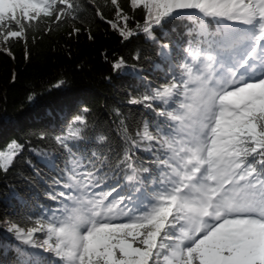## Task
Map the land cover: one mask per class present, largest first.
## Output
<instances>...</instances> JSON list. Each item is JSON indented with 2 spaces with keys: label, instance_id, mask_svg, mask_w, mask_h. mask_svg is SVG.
<instances>
[{
  "label": "snow or ice",
  "instance_id": "snow-or-ice-1",
  "mask_svg": "<svg viewBox=\"0 0 264 264\" xmlns=\"http://www.w3.org/2000/svg\"><path fill=\"white\" fill-rule=\"evenodd\" d=\"M129 7L133 15L120 0H0V54L15 59L12 49L24 43L28 59L29 34L35 43L36 32L61 25L69 37L83 29L92 39L91 10L122 39L143 33L155 44L167 80L153 88L142 69L117 58L114 71L147 90L128 103L154 119L133 136L119 109L113 129L90 122L84 107L53 137L54 154L36 153L55 173L44 181L45 203L37 193L17 213L29 227L5 223L22 245L50 255L21 249V264H264V0H129ZM137 8L145 18L132 29ZM178 21L191 25L180 42L157 39ZM10 148L0 151V171L23 145Z\"/></svg>",
  "mask_w": 264,
  "mask_h": 264
},
{
  "label": "trees",
  "instance_id": "trees-1",
  "mask_svg": "<svg viewBox=\"0 0 264 264\" xmlns=\"http://www.w3.org/2000/svg\"><path fill=\"white\" fill-rule=\"evenodd\" d=\"M120 3L133 15L129 0H120ZM103 11L106 19L114 18L110 4ZM144 18V10L137 8L128 27L135 29L136 23L142 25ZM85 25L90 28L92 39L83 29L79 35L69 37L70 26L61 25L47 35L36 32L35 43L31 39L32 33L29 34L28 59H25L24 43H18L12 49L15 59L0 54V151H10L12 142L23 145L9 170L0 171V264H21L25 259L19 255L21 249L43 253V249L34 250L22 245L6 230L8 224L5 222L31 226L17 213L33 204L37 193L40 194L39 202L44 204L43 192L47 190L44 181L55 175L40 162L36 153L43 150L54 154L53 137L66 129L67 121L73 115L87 107L90 122L99 121L115 129L119 122L116 110L119 109L127 117L125 123L133 136L142 128L144 120L154 119V113L143 105L128 103L130 99L146 94L143 82L132 75L114 71L113 62L123 57L127 65L143 70L142 75L152 82L153 88L158 87L167 80L157 46L146 41L143 33L122 39L106 22L95 18L91 10L86 13ZM186 26L191 25L178 21L171 26L175 32L171 28L166 30L167 38L160 31L155 35L161 42H180ZM210 28H214V24H210ZM137 53L141 57L139 61L133 58ZM123 71L127 73L129 69ZM60 81L63 84L57 86ZM30 95L32 101L28 100ZM159 106V102L154 104V107ZM41 134L46 138L42 140ZM145 147L147 145L142 144L141 148ZM137 155L149 159L143 150ZM13 193L17 194L16 199L12 198ZM36 238L42 242L44 235L37 234Z\"/></svg>",
  "mask_w": 264,
  "mask_h": 264
}]
</instances>
